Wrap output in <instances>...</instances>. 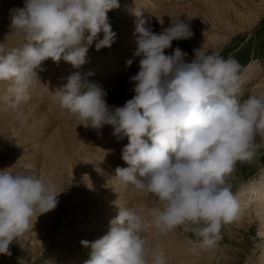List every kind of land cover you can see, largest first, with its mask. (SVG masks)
I'll list each match as a JSON object with an SVG mask.
<instances>
[{
	"label": "clouds",
	"instance_id": "obj_1",
	"mask_svg": "<svg viewBox=\"0 0 264 264\" xmlns=\"http://www.w3.org/2000/svg\"><path fill=\"white\" fill-rule=\"evenodd\" d=\"M119 6V0H24L23 7L10 9L11 32L22 33L23 43L0 44L6 99L16 107L26 100L46 59L80 68L90 46L110 47L116 33L108 11ZM134 13L139 18L134 29L139 68L129 78L135 82L131 98L109 105L106 89L77 71L55 90V99L78 125L100 129L109 124L117 139L128 138L122 149L127 166H117L113 176L162 205L152 221L158 229L183 225L202 247H211L221 225L239 214V200L226 177L236 161L255 154L254 135L264 133V98L249 95L241 101V65L215 49H194L190 61L179 46L165 52L173 40L193 35L183 13L170 16L159 32L147 25L141 9ZM60 192L34 171L0 168V253L11 254L10 244L32 226L33 215L55 209ZM117 206L103 235L81 241L90 248L83 264H148L149 258L152 264H165L158 246L142 235L145 221L137 208Z\"/></svg>",
	"mask_w": 264,
	"mask_h": 264
},
{
	"label": "bare ground",
	"instance_id": "obj_2",
	"mask_svg": "<svg viewBox=\"0 0 264 264\" xmlns=\"http://www.w3.org/2000/svg\"><path fill=\"white\" fill-rule=\"evenodd\" d=\"M122 1H124V3L127 2L126 0H122ZM162 1H160V5L161 7L165 8L166 14L164 15V17L166 18H171L170 16L176 15L177 13H183L181 17H186V18L190 17V15L193 14L196 15V13H199V11L195 12L193 10L198 5L196 4V2H190L187 5H182L183 7L182 9V7L178 4L179 2L177 0L175 1L164 0L163 1L164 6L161 3ZM240 2L247 5V3L244 2V0L207 1L206 2L207 14L205 15L208 17L207 21H210L212 23V26L210 25L206 26V29H208V33L204 35H207L209 33H216L222 29L223 31H225V36H226L227 29L230 30L232 28L234 29L237 28L235 26L230 25V21H227L228 19L224 21L222 20L221 13L224 12L222 11L224 9L233 10V11L230 10H226V11L232 12L233 14L231 15L234 16L235 19L239 22L240 27L237 28L236 30H244L250 28L249 26L255 25L256 23L254 21L256 20L258 12L256 11L257 13L255 12L256 14L254 16H253L254 11L252 12V14L241 13L244 7ZM239 3L242 6H240ZM252 4L255 5L256 0H254ZM122 5L123 6L121 10L123 14L126 15V17L129 14L127 9L130 8H134V10L139 9V6H136L134 0H129V3L127 5L125 4ZM151 5H152L151 8L153 6L158 7L156 1L154 0H151ZM18 6L22 7V5H18ZM141 10L143 12V16L147 18L146 22L148 23V25H152L155 20H158L162 16L160 12L161 8L155 12L159 15H155L154 12H153L154 15L148 13L147 11H145L146 8H143ZM253 17L255 18L252 19ZM226 18L228 17L226 16ZM138 19L139 18L136 16L133 21L130 20L124 24L120 23L119 25L120 29L117 31L119 32L118 37L120 42L123 43L125 47H128L129 44H131V41L136 40V35L138 34L135 33L134 29ZM235 31H232V34H234ZM214 36L218 38L217 34L209 35L205 38L211 39ZM7 38L8 35L3 31H0V44H3L5 46ZM222 38L226 40L224 36H222ZM12 39L13 38H11L10 40L12 41ZM15 40H17V38ZM180 40L184 41V43H186L187 45L192 46L191 48L192 50L200 48L202 45H206V42L201 37L198 36H193L187 39H180ZM22 43L20 42V45ZM201 49L204 48L201 47ZM110 61L113 64H116V62H114L112 59H109L108 64L107 63L105 64V69H106L105 77L112 76L111 74L112 72L110 73L107 67V65L111 64ZM64 67H65L64 70L65 77L63 79L61 78L62 80L60 81L55 79V81H57V83H59L60 85H63L65 83V80H67V77L71 73H73L71 71L72 64L70 62L65 61ZM78 69L79 68H76L74 72H77ZM254 69L256 70L257 68ZM55 74L59 75L61 73L59 72ZM107 74H109L110 76H108ZM43 75L45 76V74ZM132 75L133 74H126L128 79ZM254 76L255 74L246 75V77H248L250 81H252V78ZM46 77L48 76L46 75ZM50 78L51 75L49 79ZM38 80L40 79L38 78ZM0 84L3 87V90L5 88H8L7 81H2ZM242 84H247V83L244 80H241L240 96H239L241 101L245 93H249L250 95H256L258 97L264 98V74L261 75L260 79L255 81L254 83H249L247 85H242ZM32 85L30 87H34L33 83ZM42 86L40 87L42 88ZM42 89L44 90V86ZM36 92L37 90H34L33 88V90H31V95L28 93L29 98L33 96L35 97ZM0 96L1 98L2 97L4 98L5 93L1 92ZM38 98L40 100V97ZM42 99H41V104L43 103ZM45 102L44 104L46 106L47 102L46 103ZM41 104L38 105V103H32L28 110V117L21 115L12 116L11 114L6 115L4 114V112L0 113V140L9 138L11 137V135H12L11 138L14 137L17 138L18 140L17 143H15L16 139L14 142V138L13 140H11L12 142L9 140L11 143V148L9 149L5 147L3 153H9L12 156L7 159L5 158L4 161H1L0 168H6L7 170L12 171L13 173H15L17 168L19 167H20V171L21 170L34 171L46 183L51 182L55 184L57 187V191H61V192L58 194V204L55 207V209L50 210L46 213L39 214L38 217L37 215H33L32 226L23 235H21L18 238V240H14L10 244L9 247L11 254L10 255L6 254L7 256L6 260L8 261V264H30L31 262L35 263V261L38 260L37 257H39L38 264H49L48 262H50L51 264H57L56 259L58 257L62 259L65 256L63 254L62 255L58 254L57 256H53L54 252H59L58 250L65 249V251H69V252L75 251V253H78L77 255L80 254L78 258L72 257L74 261L72 260L68 261L67 264H80V263L82 264L86 259L89 258V256L85 255V252L88 251L89 253L90 248L88 246L81 245V247H78L77 250H75V247L72 245L79 244L77 242L81 243V241L84 239H87L89 241L94 240L99 236H101L99 235L100 232L104 231L105 233L109 228L108 217H95L94 215L96 213L97 214L105 213L107 215L116 213L118 212L117 204L123 207H131V204L129 202H132L133 198L135 201L137 200L136 202H138V204L142 202L144 204L146 200L145 196H151V195L143 190L136 189L135 187L131 188V191H134L131 194L130 193L124 194V192H122V188L120 187L118 188L120 183L119 181L116 180V178L113 175H115L116 167L125 166L126 162L122 159V157L114 158L112 153L113 150L111 151L107 146L108 143H110L108 138L111 135H113L112 129H108V128L93 129V128L85 127L83 124L78 125L73 123H69L68 125H66V123H64L65 125L55 124V129L51 132L50 131L48 132L45 140L34 143L30 142V144H28L29 146L27 145L28 147H26L25 149L22 148L23 146L21 145L20 142L22 141V138H20L19 141L18 133H17L19 129L17 127L14 128L12 126H9L8 124L9 123L12 124L13 121L19 119L20 120L19 127H21V132H30L31 129L33 128L32 126L40 127L45 122L44 119L46 118V116H48L47 113H45L46 110L44 109H43L45 111L44 113L36 115V113H38V111L40 110V107L41 108L44 107V105L42 106ZM54 106L56 107L55 110L60 111L61 113L63 112L62 108L59 106V103L57 102L56 99ZM47 110L49 111V109ZM49 112H51V110ZM66 112L67 111L63 113L66 114ZM27 134H28L27 136H29L30 133ZM89 134L92 135L95 138V140L89 137ZM257 135L258 138L264 140L262 134H257ZM96 138L98 140H102V142L98 141ZM125 138L127 139L126 143H128V138L126 136ZM25 139L26 137L22 142L27 141ZM111 140L116 141L117 138L111 137ZM103 178L109 179L108 182L110 183V187L113 189L112 191H115L114 194L111 193L108 190V188L102 187L105 183L102 185L101 181H100L101 183L96 182L99 181V179L102 180ZM85 180H89V181L83 182L81 186H73L79 183L80 181H85ZM69 184L72 185L69 186ZM106 185L107 184H105L104 186ZM102 190H105V192L101 193ZM248 190L249 191L247 192L242 191L237 195V199L239 200L240 203V211L236 218V221L242 223L243 222L251 223L253 221H256V219H259V222L262 225L261 233L264 234V175L261 178V180L254 183ZM127 199L129 202H126ZM152 199L155 202L151 200L152 202L147 204L148 206L146 204L144 205L147 208L149 207V209L154 211L156 215L157 212L161 209V207L160 208L158 207L157 200L153 196ZM250 204H254L255 211L252 209L253 208L252 206L250 207ZM61 210L66 212L65 216L63 218V221H61V223H57L55 226L54 221L60 217L61 215L60 213L62 212ZM70 215H73L76 218L72 221H68L69 228L66 229L64 234L65 235L70 234L75 238H79V236L81 237L78 240L73 241L72 243H70L69 241L64 242L63 241L64 236L57 238L56 239L58 241L57 246L60 247L53 248L50 245V243L52 242V239L55 236L54 233L55 229L60 228L62 223L65 221V219H67ZM101 221L104 223H100ZM155 230L156 228L154 226L150 227V230L145 233L147 238H152L153 231ZM168 232L167 233L165 232L167 234V240L162 248H165L169 244V242H174L176 240L180 241L181 236H174L173 235L174 231L173 233H170L172 235H168ZM62 234L63 233L60 232L58 236H62ZM177 242L178 241H176V243ZM63 243L64 245H61ZM182 244H180L179 246L178 243V246L179 247L184 246ZM174 245L175 244H173V246ZM184 247L182 248L184 249ZM211 247H206V248L201 247L202 249L200 250L194 248L188 249L187 255L185 259L181 261V264H264V244L259 259L258 258L256 259V255L252 254L254 255L252 257V259L254 260L249 259L245 261L239 258L235 250L232 251V249H229L228 251L231 254L225 255L224 252L225 247L220 245H217L215 247L211 246ZM162 248L159 250L162 251L163 250ZM180 254L182 253L180 252ZM150 259L151 258H149V260Z\"/></svg>",
	"mask_w": 264,
	"mask_h": 264
},
{
	"label": "rangeland",
	"instance_id": "obj_3",
	"mask_svg": "<svg viewBox=\"0 0 264 264\" xmlns=\"http://www.w3.org/2000/svg\"><path fill=\"white\" fill-rule=\"evenodd\" d=\"M126 1L127 2L124 3V1L119 0V4L121 3L120 6L113 8V9L108 11L109 22L111 23L112 29L116 33V38H115L114 42L112 43V45L110 47H102L100 50L95 49V44L90 46L88 53H87V62L85 64H83L82 66H80V68L78 69V71L81 73L83 79H85L86 81H89V82L98 83L106 89V91H107L106 100L109 103V105H123L127 99L131 98V96L134 94L132 91V88H133V84L135 82H132L131 80H129L127 78L126 74H133L134 75L138 71V68H139V57L134 56V50L137 47L136 40L131 41V44H129L128 47H125L124 44L120 42L119 37H118L119 32H117L120 29V27H119L120 23L124 24L127 21H130V20L133 21L136 17L135 13H134V8L127 9L128 13H129L127 17H126V15L123 14V12L121 10L122 6H123L122 4L127 5L129 3V0H126ZM134 1H135L136 6H139V9L146 8L145 11H147L148 13H150L152 15H154V14L159 15L155 12L161 8L160 12H161L162 16L158 20H155L154 23L151 25V27L154 31L159 32L160 30H162V28L168 26L171 18L164 17L166 12H165V8L161 7V5H160V1H162V0H154V1H156L158 7L153 6L152 8H151V6H152L151 0H134ZM163 1L161 3L164 6ZM177 1L179 2L178 4L181 7H182V5H187L190 2H196V4H198L196 6V8L193 10L195 12L199 11V13H196V15H194V14L190 15V17H188V18H191V19H188L186 17H181V19H184L185 22L190 25V28L193 32V35L191 37L198 36V37H201L206 42V45L201 46L204 48L201 50L215 49L225 58L231 57V58L236 59L239 62V64L241 65V69H240L241 80H244L247 84L254 83L255 81L260 79L261 75L264 74V71H263L264 70V0H256L255 5L252 4V2L254 0H244V2L247 3V5L240 2L244 7V9H243L244 12L242 11L241 13L252 14V12L254 11L253 12V16H254L258 12L256 20L254 21L257 25L255 24L253 26H249L250 28H247L244 30H236L237 28L240 27L239 22L235 19L234 16L231 15V14H233L232 12L226 11V10H230V11H233V10H231V9L222 10V11H224L223 13H221L222 20L224 21V20L228 19L227 21H230V25L237 27L236 29H234V28H232L230 30L227 29L226 30L227 31L226 36H225V31H223L222 29L216 33H209L207 35H204V34L208 33V29H206V26L207 25L212 26V23L210 21H207L208 17L205 15V14H207L206 2L210 1V0H177ZM232 1H238V0H232ZM171 2H173V1H171ZM23 4H24V0H0V31H3L4 33H6L8 35V38H7L6 43H5L6 48H11L13 46L16 47L18 45L20 46V42L22 43V41H23V34L22 33L11 32V28H10L11 17H10V11H9L10 9H12L13 7L18 6V5H22V7H23ZM241 4H240V6H242ZM182 9H183V7H182ZM153 12H154V14H153ZM226 16L228 18H226ZM254 18L255 17H253L252 19H254ZM160 20H163L164 23L161 24ZM147 25H148V23H147ZM232 31H235L234 34H232ZM215 34H217L219 39L216 36L212 37L211 39L205 38L209 35H215ZM102 35L103 34L101 33L100 34L101 38H102ZM222 36H224L226 38V40L224 38H222ZM20 37H21V39H20ZM11 38H13L12 41L10 40ZM16 38H17V40H15ZM177 46H179L181 49H183L185 52L188 53V55L185 57L186 60L190 61L193 58L194 50L191 49L192 46L187 45L186 43H184V41H181L180 39L179 40H173L172 41V47L165 49V52L171 53L173 51V49ZM129 58H131L133 60V63L131 65H127V63H126V61ZM109 59H112L114 62H116V64H113L110 61L111 64L107 65V67H108V71L110 73L112 72L111 73L112 76L107 74L110 77H105L106 76L105 64L106 63L108 64ZM101 61H103V62H101ZM64 63H65V60H63V59H61L59 62H55L51 58H48L45 61H43L42 67L37 69V73H38V77L36 78L37 81L36 80L33 81L34 87H30L29 91H28V93L31 95V90H33V88H34V90H37L35 97L33 96V97L29 98V96H28V98L26 100H24L23 102H21L18 107L14 106L13 103L9 99H6V97L8 96L7 88H5L3 90V87L0 84V93L1 92L5 93L4 98L3 97L1 98V96H0V113L4 112V114H6V115L11 114L12 116L21 115V116H27L28 117V110H29L30 105L32 103H38V105L41 104V99L43 98L42 99L43 103L41 105L42 106L44 105V107L43 108L40 107V110L38 111V113H36V115L42 114L45 112L44 110H46L45 113H47L48 116H46V118L44 119L45 122L40 127L32 126L33 128L31 129L30 132H21V127H19V121H20L19 119L13 121L12 124L11 123L8 124L9 126H12L14 128L17 127L19 129L17 132L19 141H20V138H22V141H24V138L26 137L25 140H27V141H25V142L20 141L21 145L23 146L22 148H24V149L29 146L28 144H30V142L34 143V142H39V141L45 140L48 132L49 131L51 132L55 129V124H63V125H65L64 123H66V125H68L69 123L78 124V123H76L77 122L76 118L71 113H69L66 109L64 110L62 108L63 112L67 111L65 114L63 112L61 113L60 111L55 110L56 107L54 106L55 105V93L54 92L58 87L61 86L59 83H57V81H55V79L60 81L65 77L64 76V74H65L64 73V70H65ZM254 68H257V69L255 70ZM75 70H76V68L72 65L71 71L74 72ZM59 72L61 74H59V75L55 74V73H59ZM43 74H45V76ZM247 74H255V76L252 78V81H250V79L248 77H246ZM46 75L48 77H46ZM50 75H51V78L49 79ZM56 77H58V78H56ZM38 78L40 80H38ZM1 82L2 81H0V83ZM66 82H67V80H65V83ZM41 83L44 86V90L42 89L43 86L41 85ZM54 84H56V85L58 84L59 86L58 85L56 86ZM247 84H242V85H247ZM40 86H42V88ZM44 92H45V94H44ZM6 94H7V96H6ZM40 94H42V95H40ZM45 95H46V98H45ZM249 95H250L249 93H245L243 95L242 101L245 98H247ZM41 96H43V97H41ZM38 97H40V100ZM32 99H35V100H32ZM45 101L47 102L46 106L44 104ZM51 107H52V109H51ZM47 109H49V111L51 110V112H49ZM66 115H68V116H66ZM88 128H91V127H88ZM102 128H108V129L113 130V126L109 125V124H105ZM27 133H30L29 136H27L28 135ZM257 134H262V137H264V133H261L259 131L254 135L253 143H254V145H256L254 156L250 160H246V161L238 160V161H236L234 164V167H233V171L226 177V183L230 186L232 192L236 196L242 191H244V192L249 191L248 189L254 183L261 180V178L264 175V140L261 138H258ZM11 137H12V135H11ZM11 137L6 138V139L1 138L3 140H0V162L4 161L5 158L7 159V158L12 156L9 153H3L5 147H7L9 149L11 148L10 141L13 140V138H14V137L13 138H11ZM89 137H91L93 140H95V138L90 134H89ZM15 139H16V142H15ZM14 142L15 143L18 142L17 138H14ZM125 144L126 143L122 144V147ZM119 145L120 144H118V146ZM112 153H113L114 158L117 157V153L115 151H112ZM125 166H127V164ZM18 171H20V167L17 168L16 172H18ZM104 180H106L107 182ZM87 181H89V180L80 181L79 183H77L73 186H81L83 184V182H87ZM108 181H109V179L103 178L102 180L99 179V181H96V182L101 183L102 185L104 183L107 184L106 186H104L105 185L104 184L102 187L108 188V190L114 194L115 191H112L113 189L110 187V183ZM71 185L69 184V186H71ZM66 186H67V184H66ZM66 186H65V188H66ZM119 187L122 188V192H124V194H129V193L131 194L132 192H134V191H131V188H133L132 186H127V187L123 186L122 187V185L119 184L118 188ZM104 192H105V190H102L101 193H104ZM145 197H146V200H145L144 204L147 205L152 201L155 202L152 199V196H145ZM147 197H149V198H147ZM136 201L134 200V198L132 201L133 203L129 202L128 199L126 200V202H129L131 204V207L135 206L137 208L138 212L144 218L145 230H144L142 235L147 239V241L150 245L158 246V248L161 249L167 240V234L166 233L168 231H165L166 232L165 233V232L161 231L160 229H157V227L152 222L154 219V216H155L154 211L149 209V207L147 208L143 204V202L138 204V202H136ZM157 204H158L159 208L162 207V205L158 201H157ZM251 206L253 207L252 209L255 211L254 204H250V207ZM65 213H66L65 211H62L60 213L61 214L60 217L54 221L55 226L57 223H61V221H63ZM117 214H118V212L113 213V214H108V215H111V216H108L105 213H98V214L96 213L94 216L95 217H108V219L110 221V219L112 217L116 216ZM75 218L76 217H74L73 215H70L67 219H65V221L62 223L60 228L55 229V231H54L55 236L53 237L52 242L50 243V245L53 248L60 247V246H57L58 245L57 244L58 241L56 240L57 238L64 236V238H63L64 242L69 241L70 243H72L73 241H76L81 237V236H79V238H75L74 236H71L70 234H66V235L64 234L66 229L69 228L68 221H72ZM109 221H108V224H109ZM100 223H104V222L101 221ZM244 225H246V226H244ZM152 226H154L156 228V230L153 231L152 238H147L145 233L147 231H149L150 227H152ZM261 226L262 225L259 222V219H256V221H253L251 223H249V222H246V223L237 222L236 219L232 222L223 223L221 225L219 237L216 240V243L213 245V247H215L217 245L225 247V249H224L225 255L231 254L228 251L229 249H232V251L235 250L237 252L239 258L241 260H244V261L252 259V257L254 255H256V259L257 258L259 259L260 253L263 250V244H264V234L261 233ZM173 231H174V233H173ZM60 232L63 233L62 236H58V234ZM170 233H173L174 236H181V237H180V241L176 240V241H178L177 243H176V241L169 242V244L165 248H162L163 249L162 254L164 257H165L164 250L171 251L172 253L174 252V254H176V255L179 254V255L186 257L187 252H185V250H186L185 247L187 248V244H188V246H191L192 248H194L195 246L196 247L199 246V248L202 247L200 245V238L198 236H196V234L190 228H186L185 226L181 225V226L175 227V229H172V231L169 230L168 235H172ZM103 234H104V231L100 232L99 235H103ZM77 243H79V244L72 245L75 247V250H77L78 247H81V245H83L80 242H77ZM172 243L175 245L173 246ZM178 243H179V246H180V244L183 243L182 245H184L185 247L184 246H182V247H184V249L182 247H179ZM61 245H64V243ZM204 248H206V247H204ZM177 249L179 250V252ZM58 251L59 252H54L53 256H57L58 254H60V255L63 254L65 257L62 259H60V257H58L56 259L57 264H67L68 261H71V260L74 261V259L72 257L78 258V256L80 255V254L77 255L78 253H75V251L69 252V251H65V249H61ZM44 252H45V250H44ZM180 252L182 254H180ZM252 254H254V255H252ZM85 255L89 256L88 251L85 252ZM6 257H7L6 254L0 253V264H8ZM37 259L39 260V257H37ZM168 259H170L169 261H173L172 260L173 258L170 255H169ZM38 260L35 261V263H33V262H31V263L38 264ZM45 261H47V260H45ZM48 261H50V260H48ZM48 263L51 264L50 262H48ZM148 264H152L151 259L148 261Z\"/></svg>",
	"mask_w": 264,
	"mask_h": 264
}]
</instances>
